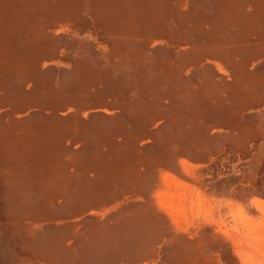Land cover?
Here are the masks:
<instances>
[{
    "label": "bare ground",
    "instance_id": "6f19581e",
    "mask_svg": "<svg viewBox=\"0 0 264 264\" xmlns=\"http://www.w3.org/2000/svg\"><path fill=\"white\" fill-rule=\"evenodd\" d=\"M114 3L115 0H107L104 2L107 9L91 8L90 14L96 21L94 27L97 30L104 28L103 20H100L98 14H111L110 7ZM245 4L249 5L246 14L239 11L240 6ZM25 5L26 0H0V45L8 42L11 44L15 31L13 22ZM64 5L63 8L60 6L58 9L67 12ZM151 5L156 9L161 21H149L142 17L144 11ZM225 8L223 10H228L222 12L218 22L213 21L211 26L213 29L208 33L210 39L206 50L192 48L187 56H182L184 60L190 61L188 64L208 62L202 71L206 76L205 85H209L213 80V72L224 76L225 67L230 65L232 67L234 57L239 55V62L233 64L235 73L232 75L233 81L226 87L225 101L211 91H206L204 87L186 95L187 98L180 94V90L170 87L162 93L170 100L169 105L165 106L164 100L159 98L158 82L155 81L154 86L149 89L141 86L142 83L149 85V81L146 82L147 79H144L145 73L141 74L140 69L134 68L128 73L129 77L124 81L122 79L113 90L100 87L94 92L93 85L84 84L83 88L88 90L90 87L93 92L90 97L81 101L80 98L83 97L80 92L77 97L73 93L67 98L71 104L75 99L84 106L81 115L73 112V121L90 118L84 126H81L80 133H77L76 128H79V123L74 127L72 122L68 125L69 128H59L64 121L59 120L56 112L45 120L41 128H33L28 121L29 117L25 122L15 121L12 117L14 113L23 112L28 105H25L22 98L27 97V94L21 92L17 95H8L7 99L5 95L4 98L0 97V109L8 105L11 112L7 113L6 108L4 113H7L9 118L12 117L6 125L0 119V264H50L48 257L43 256L44 254L35 248L38 245L30 244L31 240L19 239L21 236L26 237L25 233L31 231L30 227H41L44 232L48 231V234L56 235L51 232L53 228L57 227L59 231L62 226L67 227L71 222L82 223L83 229L90 230L96 224H107L105 221L111 216L114 218L125 214L137 216V220L142 215L156 216L155 228L159 231L158 234L154 230L150 233L147 231L146 234L151 235H149L150 241L147 242L146 235L143 245L139 247L140 250L138 251L137 246L138 252L134 257H129L134 264H147L144 261L148 262L156 258L161 246L160 243L152 241L154 237L163 235L166 236L165 240H170L169 248L172 252H176L174 255L181 253L182 258L189 264H200L199 254L204 247V237H208L211 243L217 246L219 252L221 248L229 250L230 259L237 261V264H264V248L257 251L254 247L256 242L264 244V202L245 199L248 193H256L264 198L263 183L233 188L232 184H238L235 183L236 181L223 182L213 186L209 190V195L202 192L204 185L201 181V172L205 171L204 168L215 162L223 167L221 161L225 157L234 155L240 158L239 153L248 148L247 145H242L249 142L251 136L257 135V132L242 129V135L232 134L229 145H222L220 151L212 153V149L216 148L218 143L204 140L205 134V137L209 138L207 128H234L236 123L231 122V112L238 113L240 109L245 110L251 108L253 104L264 103V68L247 70V66H252L258 59L264 58V0H233L231 6ZM43 9L51 12V8ZM130 9L139 13L129 23V17L126 16L128 35L131 36L132 30H139L148 22H155L154 26H160L163 31H168L164 21L168 20L167 14H173V11L169 10L164 0H142L141 5H132ZM25 12L33 19L38 12L37 4L25 6ZM70 15L72 14L67 16V20L72 18L74 21L82 20L76 11L73 12V17ZM190 16L191 14H187L181 19L186 20ZM63 24L56 22L50 28L52 35L57 39L68 31V26L72 25L69 21L65 22L68 26ZM230 25L237 27L233 43L229 45L226 42L228 44L226 45L223 41L224 45H218L212 35L221 31L226 32ZM152 29L156 30L154 27ZM105 31L110 38L113 37L111 27ZM142 34L141 32L137 35L136 39L139 41L150 39L152 44H157L155 41L157 36ZM250 36H254L256 40L253 45L247 46L245 42ZM19 39L18 42L21 40ZM144 45L150 46V44ZM30 46L32 48L27 44H21L15 53L13 50L10 51L9 47H6V53L0 51V62L6 63L7 71L1 70L0 76L5 78L8 76L4 83L6 90L14 92L18 86L21 90L28 88V86L24 87L28 77L14 78L12 73L31 76L35 73V68L42 72L58 68V64L50 60L49 56L40 54L33 45ZM176 46L180 48V45ZM153 51L157 53L159 48ZM114 53L116 52H111L109 55ZM139 57L141 56H129L126 68H133V64L138 67ZM34 59L36 60L33 63ZM160 66L161 70H166L165 75H169V70L173 69L168 61ZM153 67L156 71L159 69L156 64L155 66L152 64L151 69ZM90 70L95 68L91 66ZM101 79L100 76L94 81L101 82ZM141 89L147 94L149 90L153 94V99L149 101L143 97V101L139 93ZM214 97L215 107H209L203 101ZM20 98L22 101L17 102ZM58 98L60 97L57 96ZM31 103L25 112L33 105L42 111L47 108L39 102L31 100ZM114 113L116 116L113 115V122L117 120V126L100 128L98 123L100 120L104 121L101 114ZM68 117L70 114L62 115L63 119ZM196 117H201L202 121L195 123L192 119ZM160 120L164 121L165 126L173 127L172 132L169 130L162 133V128L166 127L155 132L146 129L147 126L154 125ZM83 128L86 130L84 131ZM238 128L251 127H248V124L238 123ZM223 135L228 136L230 133L225 132ZM118 138L121 140L118 141ZM148 139L152 140L150 145L140 150L141 143ZM67 142L77 144L79 148L73 153ZM250 149L251 147L248 148ZM258 154L261 155V150L256 152L253 158H258ZM183 156L192 158L201 165L182 160L181 175L184 176V182L175 181L172 175H166L160 180L166 170L177 171L176 160ZM253 162L256 166L253 168L254 172L264 175V160L257 162L253 159ZM86 176L88 179L85 178ZM73 177L77 180V187H73ZM173 187L175 194L172 193ZM181 190L184 193L179 197L177 205L173 203L170 209L162 205V193L172 197L175 195V199L181 194ZM194 192H199L197 202L193 197ZM56 199L64 201L69 199V203L79 202V218L73 221L69 215L66 216L62 212H56L52 217L41 202L47 201L51 205L59 201ZM196 205H200L199 208H196ZM130 206L139 207V210L136 208L131 210ZM203 212L205 214L202 216ZM221 215L223 220L220 219ZM227 218H231V222L227 223ZM143 227L148 230L151 226ZM141 229L142 227L137 230ZM56 236L54 239L59 238ZM40 245H44V242ZM100 245L103 247L102 244ZM69 246L73 247V241ZM6 249L11 256L7 257ZM181 254L175 258L180 259ZM221 257L218 253L211 259L204 256L201 262L202 264H212V261L220 263ZM171 258L174 259L173 254ZM152 263L154 262L150 261L148 264Z\"/></svg>",
    "mask_w": 264,
    "mask_h": 264
},
{
    "label": "rangeland",
    "instance_id": "374dc122",
    "mask_svg": "<svg viewBox=\"0 0 264 264\" xmlns=\"http://www.w3.org/2000/svg\"><path fill=\"white\" fill-rule=\"evenodd\" d=\"M105 1L107 0H26L25 6L37 4V15L31 19L27 12H25L24 6L23 9L20 10L18 17H16L13 22L15 31H13L14 35L11 44L8 42L4 45H0V51L6 53V47H9V50H13L15 53L17 51V47H19L21 44H27L30 48H32L30 45H33L40 54H44L45 56L47 55L49 56L50 60L55 61V63L58 64V68H54L49 72H42L38 68H35V73H33L31 76L12 73L14 78L28 77L24 82V87L28 86V88L25 87L21 90V87L18 86V89L14 90V92L4 88V83L7 81L8 76L6 78L4 76H0V97L4 98L5 95L7 99L8 95H17L22 92L23 94H27V97H22L25 101V105L28 104L25 110L29 107V104H32L31 100L34 102H39L40 105L42 104L47 107L44 111H42L39 108H35L33 105L32 108L26 112L24 110L23 112L14 113L12 117L15 119V121L25 122L29 117L28 121L31 123L33 128H41L45 123V120L51 118L54 115L53 112H56V114H58L57 116L59 120L61 122L64 121L63 124L59 126V128H69L68 125L72 122L73 127L79 123V128H76V131L77 133H80L81 126H84L85 122L89 121L90 118H80L73 121V112H78V114L81 115L84 111V106H82V104H80L79 101L75 99H73V104H71L67 98L73 93H75V96L77 97V95L81 92L83 98L80 99L83 101V99H87L91 94H93V89L94 92L95 90L100 89V87H108L109 89L113 90L117 87V84L119 85L121 83L122 79L124 81L129 77L128 73H131L134 68L140 69L141 74L145 73L144 79H147L146 82L149 81V85H143L142 83L141 86L149 89L151 86H154L155 81L158 82L160 86L159 98L164 100L165 106L169 105L170 100L162 93L170 87L180 90V94H183L186 98V95L193 94L197 90L204 87L206 91H211L218 98H221L224 101L226 100V87L233 81L232 75L235 73V67L233 64H237L239 62V55L234 57L232 67L231 65L225 67L226 74L224 76L217 72H213V80L212 83H209V85H205L206 76L202 71L203 67L208 65V62H200L199 64L192 62L193 64H188L190 61L184 60L182 56H187V53L192 48L206 50V48L209 46L210 39L208 33L209 30L211 31V29H213V27L211 28L213 21L215 20V22H218V17L221 16L222 12L228 10L226 8L231 6L233 0H164L169 10L173 11V14L168 13L167 11L168 14L166 19L168 20L166 21L164 19V24L168 27V31H163L160 26H154L155 22H148V24L143 25V27L139 28V30H132L131 36L126 33V16L129 17L128 23L134 20L139 12L131 10L130 7L132 5H141L142 0H115V3L110 7V10H112L111 14L103 13L105 16L100 13L98 14L100 20H103L104 28L101 27L100 30H97L94 27L96 21L90 14L91 8L96 7L99 9L102 7L101 10L107 9L104 4ZM63 5L67 8V12H62L58 9L60 6L63 8ZM224 7H226V10H223ZM248 7V4L240 6L239 11L246 14ZM43 8H51V12L44 11ZM75 11L79 13V17H81L82 20L74 21L73 18L71 20H67V16L72 14L70 16L73 17V12ZM218 12L219 14L217 15ZM187 14H191V16L187 17L186 20L181 19V17ZM142 17L149 21H161L158 18L156 9L153 8L152 5L149 9L144 11ZM68 21L72 25L68 26L65 24V22ZM35 22L36 24H34ZM56 22L61 24L64 23L63 25H67L69 27L68 31L58 39L52 35L50 29L51 26ZM230 26L226 32L221 31V33L217 32L212 35V37L217 41L218 45H221L223 41H225L224 44L226 45H231L233 43L237 34V27L233 25ZM109 27H111L113 33L112 38H110L108 33L105 31V29L108 30ZM153 27L156 28V30L152 29ZM141 32L143 33L142 35L145 36H157L155 41L158 45L152 44L150 39H147L146 41H139L136 39V36ZM18 39L20 40L19 42ZM255 40L256 39L254 36H250L247 38L245 43L247 46L253 45ZM144 44H150V46H145ZM176 45H180V48H177ZM157 47L159 48V51L154 53L155 51L153 50ZM145 48L147 50L144 52ZM114 51L116 53L109 55V53ZM127 52H129V54ZM132 55L136 57L137 55L141 56L138 59L139 66L137 67L133 64V68H126L125 65L128 62L127 59ZM35 60L36 59L33 60V63ZM165 61H168L173 68L169 70V75H165L166 70H161L160 65ZM152 64H154V66L156 64L159 69L157 71L154 70L155 67L151 69ZM5 65V62H0V71H6ZM91 66L94 67L95 70H90ZM261 67L264 68V58L258 59L252 66H247V70L252 71L255 68L257 69ZM90 74H92V76H90ZM100 76L102 77L101 82H95L94 80ZM84 84H87V86L88 84L93 85L92 90L90 87L88 90L83 88V86L85 87ZM147 91L148 94L146 91L144 93V91L141 89L139 92L140 97L142 100L144 97L146 100L151 101L153 99V94L149 90ZM57 96L61 99H57ZM20 101H22L21 98L17 102ZM203 101L207 106L215 107V97L214 99L211 98L208 101ZM6 108L7 113L11 112V108L8 107V105L7 107L4 105V107L0 109V119L4 125L8 124V121L12 119V117L9 118L7 113H4ZM238 111V113L231 112L230 114L231 122L233 124L236 123L234 128H207V135L210 139L206 138L205 134L203 136L204 140H207V142L212 141L218 143L216 148L212 149V153L216 152L217 150L220 151L222 145H229V140L232 139V134H237V136L242 135V129L252 130L253 132H257V135H254L253 137L251 136L250 141L245 142L242 145H247L248 148L251 147V149L248 150L247 148L243 152H240V158L234 155L232 157H225L221 161L223 167L215 162V165L212 164L206 166L204 168L205 171L203 169L204 172H201V181L204 185L202 192L206 195L210 194L209 190L213 186L220 185L223 182L228 183L231 181H236L235 183H238L232 184L233 188H244L257 183H263L262 187L264 188V175H261V173L256 174V172L253 170V168L256 167L254 165L253 159L257 160V162H260L261 159L264 160V103L262 102L261 104H253L251 108L248 107V109H240ZM66 114H70V117L63 119L62 115L66 116ZM113 115H115V113L112 115L101 114V117H103L104 121L100 120L98 123L100 128L107 129L116 127L117 120L113 122ZM192 120L195 123H200L202 118L196 117ZM238 123H244L245 125L248 124V127L251 128H238ZM121 126H123L122 122ZM160 128H162V133L169 130L172 132L173 129V127L169 125L165 126L163 120L155 122L154 125L147 126L146 129L148 131L155 132L157 130H161ZM83 130L85 131L86 128H83ZM225 132H229L230 135H223ZM224 139L225 141H223ZM120 140L121 138H118V141ZM151 142L152 140L150 139L143 141L139 149L142 150L147 148ZM67 145L71 151L73 149V153L74 150L79 148V145L71 144V142H67ZM260 150L261 155L258 154V158H253L256 152H260ZM182 160L189 161L194 165H201L200 163L193 161L192 158H188L186 156H183L182 158L179 157L175 163L177 171L166 170L164 175L162 174L160 180H162L166 175H172L175 181L184 182V176L181 175L183 174L181 171ZM74 174L75 173L73 172V176ZM85 178H87V176ZM73 183V187H77L78 184L75 177H73ZM172 191V193L175 194L174 187ZM183 193L184 192L181 190V194L175 199V195L172 197L167 193H162V205L165 208L170 209L174 204H178V199ZM198 193L199 192H194L193 194L196 202L198 201ZM155 199L157 200V195L155 196ZM245 199L254 202H264V198L256 193L246 194ZM58 200V202L51 203V205L47 201H42L41 203L46 207V210L50 212L52 217H54L53 215L56 212H62L66 214V216L69 215L73 221H76L79 218L78 212L80 211V203L74 201L73 203H69V199L67 201H64L63 199ZM196 206V208H199L200 205ZM133 208L139 210V207L137 208L130 206L131 210ZM87 214L89 215V212ZM204 214L205 213L203 212L202 216ZM190 215L191 214H189V216ZM222 216L223 215L220 217L221 220H223ZM112 218V216L109 219L107 218L105 221L107 224H96L94 228L90 230L83 229L82 223H73L69 220L71 223L67 224V227L62 226L59 231L57 230V227H55L51 231L59 236L60 239H54L56 235H50L48 234V231L44 232V230H42L43 228L41 227H30L31 231H29V233H25L26 237L21 236L19 239L22 241L31 240L29 241L30 244L34 243L35 245H38L35 248H38V251L44 254L43 256L48 257V262H50V264H134L132 258L129 257H134V255L140 250L139 247L140 245H143L142 243L146 235L147 242L150 241L151 237H149L150 234H146L147 231L150 233L152 230H154L157 234L159 232L155 228L156 216L149 217L142 215L141 218L137 220V216L125 214L123 216H114V218ZM227 219V223L231 222V218ZM127 222L131 223L130 227H128L129 223ZM143 226L151 227H149L147 230ZM140 227H142V229L137 230L140 229ZM165 237V235L162 237H152V242L160 243L161 246L159 255L156 258L150 260L154 262L152 264H189L188 261H185L182 258L181 253L180 259L175 258V256H180V254L177 253L174 255L176 252L171 251L169 248V244H171V242L170 240H165ZM72 241L73 247L69 246ZM7 242L8 241H6V243ZM42 242H44V245L41 246L40 244ZM203 242L204 247L201 250L202 253L199 254L200 264H202L201 261L204 256H207L209 259H211L217 253L218 255L222 256L220 260L221 264H237V261L230 259L229 250L226 251V249L221 248L219 252L217 246L214 243H211L208 237H204ZM260 243L261 242H256L254 244L255 250L258 251L264 248V244ZM100 244H102L103 247ZM261 245H263V247H261ZM170 253L173 254L174 259L171 258L172 254ZM6 255L7 257L11 256L7 249ZM150 261L144 262L148 264ZM227 261L229 263H227ZM220 263L212 261V264Z\"/></svg>",
    "mask_w": 264,
    "mask_h": 264
}]
</instances>
